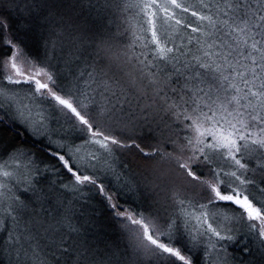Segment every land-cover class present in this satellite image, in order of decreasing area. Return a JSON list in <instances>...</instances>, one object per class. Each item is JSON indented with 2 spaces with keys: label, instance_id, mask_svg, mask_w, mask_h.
Wrapping results in <instances>:
<instances>
[{
  "label": "snow or ice",
  "instance_id": "obj_1",
  "mask_svg": "<svg viewBox=\"0 0 264 264\" xmlns=\"http://www.w3.org/2000/svg\"><path fill=\"white\" fill-rule=\"evenodd\" d=\"M198 6L192 10L183 0H29L23 35L20 29L6 32V20L0 17V46L6 49L0 54V130L7 129L14 138L27 133L36 143L47 140L44 150L55 162L46 163L23 144L6 143L0 134V205H6L0 231L7 235L0 241V253L9 252L15 258L11 264H142V257L155 264H196L186 245L182 247L189 255L170 246L173 227L177 232L187 227L179 217L165 220L168 231L158 232L168 239L163 243L143 219H133L110 203L116 216L138 226L124 225L136 242L128 260L126 251L99 235L95 210L80 193L92 186L97 195L112 201L105 185L98 183L96 169H111L108 157L125 149L146 160L158 157L185 179L192 195L174 193V203L184 207L186 201H197L203 231L197 229L192 241L193 247L203 248L202 256L226 253L242 236L250 237L264 255V201L249 191L264 194V0H198ZM188 13L199 22L196 26L177 18ZM41 16L60 29L46 40L37 37ZM138 17L145 35H138L131 23ZM178 28L190 34L178 37L177 43L172 35ZM125 34L132 36L131 43L118 44ZM29 40L40 44L42 55H29ZM149 42L150 52L136 51L137 43L148 49ZM133 61L137 74L125 70ZM37 101L78 120L73 127L90 133L84 144L99 145L103 154L82 153L84 145L72 148L54 141L58 133L49 125L55 121ZM165 118L172 121L167 125L170 132L173 125L178 128L167 143L186 156L146 143ZM149 147L152 151L145 150ZM253 153L261 159L258 169L249 167ZM221 160L225 163L218 166ZM57 165L71 179L45 186L48 174H57ZM157 179L160 183L154 187L163 190L175 177L160 174ZM21 184L29 193L24 200L12 192ZM180 195L185 199H178ZM200 199L206 203L199 204ZM217 202L238 206L247 232H239L227 215V225L208 223L204 210ZM241 244V255L252 253L247 240Z\"/></svg>",
  "mask_w": 264,
  "mask_h": 264
},
{
  "label": "rangeland",
  "instance_id": "obj_2",
  "mask_svg": "<svg viewBox=\"0 0 264 264\" xmlns=\"http://www.w3.org/2000/svg\"><path fill=\"white\" fill-rule=\"evenodd\" d=\"M185 4H191L193 6L192 10H199L198 6V0H183ZM206 3H212L214 0H205ZM178 19L183 18L186 22H191L193 23V26H196L199 22L195 20L194 17L188 14H182L177 16ZM132 25L137 29V34L138 35H145L140 29H139V24L142 23L140 18L138 17L136 20L131 21ZM124 27H127V25H124ZM121 31H123V27L120 28ZM112 31H116V27H112ZM190 34V30H184V29H179L178 28V34L173 33L172 39L177 40V43L179 42L178 37H184ZM127 39L125 40L126 43L128 44L131 43L132 41V36L130 34H125ZM148 37H150V33L147 34ZM122 44V43H118ZM153 46H151L149 42V48L148 49H143L139 43L136 45V51H144L146 53L150 52V49ZM149 59H151V56L149 55ZM137 67L135 66V63L133 61L132 64H128L125 68L126 71L131 72L133 74H137ZM23 68V66H22ZM46 79V78H45ZM4 85L7 86V81L5 80ZM27 90L25 89V92ZM63 95L62 93H59ZM67 98V97H66ZM38 104H40V107L42 108H47L48 111L46 112V115L52 118V121L55 122H50V128L56 129L58 132H63L65 134H69V137H76L77 135L83 134L79 130V128H74L73 127V120H75L74 117L72 119H69L67 116H65L63 113L59 111L57 108L55 111L52 108L51 104H41L40 101H37ZM72 123V124H68ZM75 123L78 125L79 121L75 120ZM167 125H172V121L170 119L165 118V121L161 122L160 128L157 130V134L154 137H148L147 141H151L153 144H157V141L155 140H160L163 144V146L168 147L165 152H172L173 155L175 156H186L187 153H181L177 148L169 146L167 143V137L173 135V133L178 131V128L173 125L172 126V131L170 132L168 130ZM155 126V125H154ZM5 129L0 130V134H2L3 139L6 143H13L15 141L13 135H8V133L5 135ZM40 135H43L41 133ZM62 136H53L52 138L54 141H60L67 145L65 142V139L62 138ZM90 133L85 134V138L81 141L78 142V144L74 147H77L79 145H84L82 148V153L86 152H95L97 154L102 155V150L100 149L99 145L95 143H89L87 145L84 144V141L89 139ZM178 144H183V140H177ZM43 153V152H42ZM119 156L121 153L123 155V158L126 159L129 156V153L125 150H122L121 152H116ZM116 153L112 157H108V163L111 165V169L113 168L112 166L118 161V157L116 156ZM40 157V156H39ZM143 157L139 156L138 159L134 160L139 163V168L133 171L132 173H127L125 172L124 179H122L120 182V186L124 191L125 199L129 200L130 202L133 201V205H135L138 209L139 212L135 213L133 209H126L124 211L129 212L132 214V218L134 219H143L144 223L148 224L149 229L152 231V234H158V232L163 229V231H168V229L165 230L163 228V225L165 223V220H168L169 218L175 220L179 217V220L182 222L187 223V227H181L180 231L177 232L175 231V227H173V230L169 232V235L174 234L175 236V241L183 237L181 243L177 244L174 247H178L180 244H188L187 241L185 240V237L183 234H193L197 235V229L200 231H203V227L200 225V223L197 220V217L202 216V212L199 208V205L196 200H192L191 202L185 203L184 207H180L178 203H174V193H183L184 191H188L189 195H192V192L190 189H186V181L183 177L179 176L176 174L174 167H169L164 161L160 160V163L163 164V167L159 169L157 172L154 171L153 164H148L143 163ZM250 159L249 167L250 168H259V164L261 163L260 156L257 153H253ZM77 165H80L81 162L79 159L75 160ZM112 161V162H111ZM114 163V164H113ZM224 161L221 160L219 162L218 166H223ZM110 169L105 168V167H99L96 169L97 172L101 174H105L109 171ZM225 171H232L235 170L234 168L230 167H225ZM90 174V173H86ZM164 174L169 177H175L173 183L171 184L170 187L164 188L163 190L157 189L154 187L155 184L160 183V181L157 179V175ZM210 178V177H209ZM48 181L52 182H57L56 177L53 176L52 174H48V180L45 181V186H47ZM24 187L26 185L21 184L20 189L17 190L16 188H12L10 185V188H12V192L15 193L16 195H19L22 200L27 199L29 193H25L23 191ZM235 187V185H233ZM249 191L255 193L256 198L260 201H264V194H261V192L257 191L255 188H250ZM247 194V193H245ZM252 197L250 196V199ZM178 199H185L183 195H180ZM91 205V209L93 207V204L89 202ZM206 201L204 199L199 200V204H204ZM255 203V201H254ZM259 206V205H257ZM6 205H0V215L5 210ZM134 208V207H133ZM90 209V210H91ZM133 210V211H132ZM205 212L208 213L207 217V222L208 223H213L214 220L219 221L220 224L222 225H227L228 221L225 220V215H227L229 218L232 219V222L235 225V228L241 232H247V228L245 227V220L241 219V213L240 210L238 209V206L235 205H229L224 202H217L215 206L209 205L207 209L204 210ZM153 213H156L155 215ZM191 214L188 216L187 214ZM5 222V221H4ZM8 224V220H6L5 225ZM153 224L156 225V228H153ZM7 226V225H6ZM213 226L216 227L217 225L213 223ZM138 227V226H137ZM141 227V226H139ZM132 234V233H129ZM142 234V233H141ZM224 234V233H222ZM234 235L236 233H233ZM7 235L6 232L0 231V241L6 240ZM205 241L207 240V237H204ZM123 245L121 247L122 250L127 252V255L125 256V259H131L133 257L134 252L136 251L135 248V241L129 240V245H127V237L125 236L123 239ZM247 240L249 243V246L252 248V253L251 254H240V248L242 246L241 241ZM175 241H173L175 243ZM173 244V243H172ZM234 257H239L238 259H233ZM199 258V257H198ZM14 257H10V253L5 251L3 253H0V263L1 264H11V261L14 260ZM142 264H155L154 260L151 258H145L142 257ZM240 260H243L245 264H264V255H262L255 247V243L252 241V239L248 236H242L241 240H238L235 244H229L227 247V252H220L214 254L212 257H209V264H224V261L227 262V264H240ZM207 264V263H205Z\"/></svg>",
  "mask_w": 264,
  "mask_h": 264
},
{
  "label": "bare ground",
  "instance_id": "obj_3",
  "mask_svg": "<svg viewBox=\"0 0 264 264\" xmlns=\"http://www.w3.org/2000/svg\"><path fill=\"white\" fill-rule=\"evenodd\" d=\"M19 3L21 4V6L19 8L27 11L29 0H19ZM39 22L42 24L50 23V26H53V25L55 26V23H56L54 20L50 21V22L46 21L44 17H41ZM55 27L56 28H54L53 30L57 31V26H55ZM47 32H49V31H47ZM51 32L52 31H50L49 33H46V34H42L43 38L46 40ZM56 38L57 37H55V36L52 37L53 40H55ZM126 39L127 38L124 36V39L121 40V43L122 44L126 43L125 42ZM28 43H29V41H28ZM117 43H118V41H117ZM27 51H28L30 56H39V55L43 54V50H42L40 44H39V46L37 45V47H33V48L31 46H28ZM4 52H6V49L4 50ZM5 130H7V129H5ZM10 134L13 135V133H11V132H10ZM105 135H107V134H105ZM57 136H60V135L58 134ZM62 138L65 139V141H66L65 143L67 145H70L72 148H75L74 146H76L78 144V142H81L85 138V133L77 135L76 137H72V138L69 137V134L65 135V136L63 135ZM14 139H15V141L13 143L23 144L25 147L32 148V150L35 151L38 156H40L39 158L41 160L45 161L46 163H49V164L55 163L52 160V158L50 156H48L47 151L44 150L47 143H48L47 140L43 141V143H36L35 141H33L32 137L29 136L27 133L24 134L23 138H14ZM147 140H150V139H147ZM155 141H157V144H153V143H151V141H146V143L153 145V146H156V147H159L165 152L168 147L163 146V144L161 142H159L160 140L159 141L155 140ZM141 147H145V144H141ZM145 150L146 151H152V148L149 147V148H146ZM125 151H127L129 153V156L126 159H124L123 155L121 153L119 154V156L116 153V156L118 157V161H116L115 164L113 163L114 164L112 166L113 168L110 169L107 173L101 174V173L96 171L98 181H101V182L106 184V190L108 191L109 195H111L113 197L112 201H110V202L105 201L101 195H98V196H100L101 199H99L97 197V195H96V198H94V191L92 189L85 188L80 193L81 198L87 199L88 202H91L93 204L92 208L99 207L102 209L103 208L109 209L110 203H116L119 205V210L124 211L126 209H133V210H135L134 211L135 213L139 212V209L135 205L132 204L133 201L130 202L129 200L125 199V195L123 194L124 191L120 186V184H121L120 182H122L121 180L124 179V176L126 175L125 172L130 174L133 171L135 172V170H137V168H139V166H138L139 163L137 161H134V160L135 159L137 160L140 155L134 154L127 149H125ZM141 160H143V163L148 164V167H149L150 163L153 164L152 168L154 169L155 172H157L159 169H161L163 167V164L160 163V160L158 157L151 159V160H146V159H141ZM74 162L76 163V161H74ZM63 170L64 169L59 168V166L57 165V174L53 175L56 177V181L67 178V176H66V174H64L65 172ZM261 187H264V185H261ZM68 199L72 200L73 196L71 194H68ZM6 220L7 219L5 218L4 221L6 222ZM114 223H115V228L113 229V234H129L130 233L128 231V229L124 227V225L118 224L116 222H114ZM134 228H137V227H134ZM165 230H166V228H165Z\"/></svg>",
  "mask_w": 264,
  "mask_h": 264
},
{
  "label": "trees",
  "instance_id": "obj_4",
  "mask_svg": "<svg viewBox=\"0 0 264 264\" xmlns=\"http://www.w3.org/2000/svg\"><path fill=\"white\" fill-rule=\"evenodd\" d=\"M7 5V6H5ZM21 6V4L19 3V0H14V3H9V0H0V17H3L6 20L7 23V28L5 29L6 32L8 33H12L15 32L16 30L20 29L21 32L20 34L23 35V26L27 23V20L25 19L24 13H26L27 11L20 9L19 7ZM36 12H39V10L37 9ZM86 15V13H85ZM43 17V16H41ZM40 17V18H41ZM30 19V17H29ZM40 25H43V27H39L37 29V37L41 36L42 34H46L49 33L50 31H53L54 28H56L55 26H49L50 23H46V24H42L40 22H38ZM60 29L57 28V31H59ZM43 31V32H42ZM49 31V32H47ZM126 37V36H125ZM127 38V37H126ZM28 43V42H27ZM118 43H121V40L118 41ZM124 44V43H123ZM37 45L39 46V43H36L33 40H29L28 46L33 47H37ZM4 48L2 46H0V54L4 53ZM39 50V49H38ZM61 66L64 67V62H61ZM65 71H68L67 68H65ZM68 124H72V123H68ZM101 131H104V129L102 128ZM6 133H9L8 135H11L10 132L8 130L5 131V135ZM57 133L62 136V135H68L65 134L63 132H58ZM57 134V135H58ZM105 134L108 135V132L105 131ZM67 137V136H66ZM67 176V178L63 179L64 182H69V180L71 179L70 174L67 173L65 170H63ZM91 174V173H90ZM98 183H102L105 185V189H106V184L98 181ZM87 189H92L94 191V198H96V189L92 186H87ZM223 190V189H222ZM97 197L99 199L100 196L97 195ZM226 203V202H224ZM91 210H95L96 216L95 219L97 220L98 226H99V235L103 238L104 241L113 244L115 246H118V248L120 250L122 245H123V238L126 236L128 241H127V245H129V240H132V234H113V229L115 228V223L121 224V225H129L131 228L137 227V225H132L130 223L129 220L125 219L124 217H118L116 216L115 212L109 208H99V207H94ZM122 211V210H120ZM135 219V218H134ZM156 238H158L161 242L163 243H168V239L164 236V235H158V234H153ZM185 237V240L187 241L188 244H186V246L191 250V253L195 255V260H196V264H209V257H205L202 256L201 253L203 251V248L200 246L197 247H193V241H192V235L189 234H183ZM141 237L143 238V235L141 234ZM170 237L172 239V241H175V236L174 234H170ZM144 243L148 244L149 242L144 239ZM177 244L173 242V244H171L170 246H176ZM182 245L184 244H180L179 248H181V253L184 255H189V252H185ZM101 247H103V244H101ZM154 247V246H151ZM199 257V258H198ZM1 264V263H0ZM176 264H182V262L180 261H176Z\"/></svg>",
  "mask_w": 264,
  "mask_h": 264
}]
</instances>
